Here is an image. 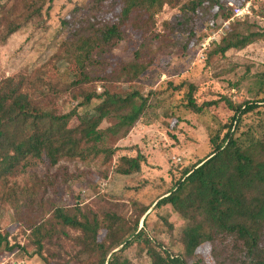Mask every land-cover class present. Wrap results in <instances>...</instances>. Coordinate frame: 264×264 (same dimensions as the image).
Segmentation results:
<instances>
[{
    "label": "trees",
    "instance_id": "obj_1",
    "mask_svg": "<svg viewBox=\"0 0 264 264\" xmlns=\"http://www.w3.org/2000/svg\"><path fill=\"white\" fill-rule=\"evenodd\" d=\"M183 1L86 0L74 7L61 21L65 36L59 46L78 69V80L72 81L69 88L98 83L102 91L82 93L81 101L68 114L56 115L30 98L27 89H36L40 83L38 77L30 80L20 76L0 81V87L7 92L0 107V202L11 208L14 218L26 231L36 229L50 214L59 227L58 235L71 241L76 249L64 264H131L125 256L129 250L146 256L147 264H264V97H259L264 95V73L259 76L263 85L257 98L243 102L223 95L199 104L194 99L195 84L167 83V88L182 93L179 108L184 111L202 116L223 104L230 114L224 122L213 118L209 154L185 170L183 166L176 167L178 176L172 180L167 195L155 204V209L169 207L183 221L179 237L182 253L178 255L149 235L145 225L148 206H133L135 216L128 219L114 212L97 218L91 209L79 204L55 206L48 213H42L32 209L35 204L42 208L40 185L44 183L39 182L28 190L27 186L20 187L12 181L13 177L25 175L42 157L52 165L62 158L86 161L92 155H102L104 163L110 161L114 149L103 151L94 146L105 141L107 132L100 126L106 115L117 121L113 136L118 140L124 139L137 123L151 126L161 115L167 116L163 90L143 94L133 88L118 94L109 92L105 86L135 83L156 66L154 56L158 51L173 47L185 55L190 44L194 46L203 40L198 35L202 20H206L210 30L227 24L224 35L219 42L212 43L207 52L208 62L224 59L231 51L238 52L264 41V30L249 22L248 16L233 17L231 2ZM48 3L46 16L52 0ZM247 3L248 0L236 8H244ZM165 6L178 12L162 24L163 32H156V17ZM248 12L264 20V3L252 0ZM26 17L34 19L28 14ZM129 29L140 34L133 59L112 68V51L125 40ZM154 43L157 51H153ZM40 86L43 89L47 86L48 90L52 87L42 83ZM233 87L238 89L236 84ZM58 90L60 88L56 87V92ZM35 96L39 95L35 93ZM94 102H99L104 115L96 108L91 111ZM79 109L102 120H97L87 130L70 129L68 126ZM254 117L256 122L245 123L247 118ZM38 152H43V156ZM132 161H137L140 167L144 158L139 155ZM60 175L64 184L71 182L66 172ZM49 183L54 189V178ZM164 222L172 232L173 226ZM100 230L104 231L102 239ZM44 249V245L38 243L35 256L47 264ZM1 250L16 252L19 257L27 255L22 246H10L7 235L0 233ZM53 256L51 254L50 258Z\"/></svg>",
    "mask_w": 264,
    "mask_h": 264
},
{
    "label": "rangeland",
    "instance_id": "obj_2",
    "mask_svg": "<svg viewBox=\"0 0 264 264\" xmlns=\"http://www.w3.org/2000/svg\"><path fill=\"white\" fill-rule=\"evenodd\" d=\"M48 1L0 0V81L6 78L18 79L20 76L30 80L38 77L40 83L36 89H27L30 98L56 115H65L81 101L82 93H100L102 86L92 83L80 88H69L72 81L78 80V69L59 48L65 36L61 27L62 19L86 0H52L51 10L46 16ZM246 1L224 0L231 2L234 8ZM251 1L248 0L246 6H250ZM258 1L264 3V0ZM177 12L178 10L165 6L156 17V32H163L162 24L171 20ZM27 14L34 19L28 20ZM245 16H248L249 22L256 23L264 30V20L250 15L248 10L238 19ZM202 22L198 27V35L203 40L194 46L190 44L185 55L173 47L165 52L158 51L154 56L156 66L135 83H112L105 86L109 92L118 94L130 92L133 88L143 94L150 90H163L166 93L164 112L167 116L161 115L151 126L137 123L124 139L118 140L113 136L117 123L113 116L106 115L102 120V117H91L90 113L79 109L68 127H83L87 130L97 120H102L100 128L107 132L106 138L102 144L94 146L103 151L114 149L111 160L104 163L102 155H92L86 161L62 158L56 165H52L47 158L42 157L35 161L25 175L13 177L12 181L20 187L27 186L28 190L39 185V182L44 183L40 185L42 208L35 204L33 211L48 213L55 206L73 207L79 204L91 209L97 218H101L106 212H114L128 219L135 216L133 206H148L150 209L145 216V225L149 235L172 254L182 253L179 237L183 221L169 207L155 209V204L159 198L167 195L172 180L178 176L176 167L183 166L185 170L209 154V134L215 123L213 118L224 122L230 114L223 104L202 116L184 111L179 108L182 93L173 92L167 88V83L174 86L183 81L195 84L197 92L194 99L199 104L216 100L223 95L237 102L251 101L257 98L263 85L259 76L264 73V41H258L238 52L231 51L224 59L208 62L207 52L212 43L219 42L227 24L221 29L210 30L206 20ZM139 36V33L127 30L125 40L112 51V68L120 62L133 59V52L140 41ZM155 50L157 51V45L154 43L153 51ZM41 83L51 84L52 87L48 90L45 86L43 89ZM234 84L238 85V89L233 87ZM56 87L60 88L58 92ZM35 93L39 96H35ZM6 94V90L0 87V107ZM94 108L102 111V115L105 114V110L100 109L99 102L93 103L91 111ZM254 121L256 122V117L247 118L245 123L251 124ZM37 154L43 156V152ZM139 155L144 158L140 167L137 161H132L137 160ZM61 170L71 177L69 184L63 183ZM52 178L56 182L54 189L49 183ZM13 215L11 208L0 202V233L7 235L10 246H22L27 255L19 257L16 252L1 250L0 264H43L35 256L38 243L45 247L43 256L47 258V264H64L75 253L73 243L58 235L59 227L50 214L33 231H26ZM164 220L173 226L172 232ZM143 221L142 219L140 225ZM103 233L100 230L101 239ZM70 234L75 235L73 232ZM51 254L54 255L52 258ZM190 254L191 252L187 256ZM125 256L131 264L148 262L146 256L139 255L135 250L127 251Z\"/></svg>",
    "mask_w": 264,
    "mask_h": 264
},
{
    "label": "built area",
    "instance_id": "obj_3",
    "mask_svg": "<svg viewBox=\"0 0 264 264\" xmlns=\"http://www.w3.org/2000/svg\"><path fill=\"white\" fill-rule=\"evenodd\" d=\"M248 7L249 6H246L244 8H233V17L234 18H240V17H243L246 13H247V10H248Z\"/></svg>",
    "mask_w": 264,
    "mask_h": 264
}]
</instances>
